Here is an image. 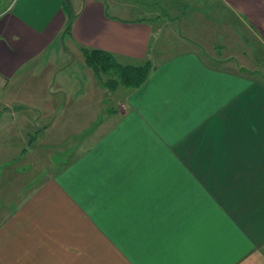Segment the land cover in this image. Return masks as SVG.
Masks as SVG:
<instances>
[{
  "label": "crops",
  "instance_id": "0c3cea01",
  "mask_svg": "<svg viewBox=\"0 0 264 264\" xmlns=\"http://www.w3.org/2000/svg\"><path fill=\"white\" fill-rule=\"evenodd\" d=\"M217 1L264 41V0ZM180 5L134 0L113 15L107 0H0V264H264V83L220 55L216 27L211 42L208 26L166 15ZM176 19L195 42L167 40ZM162 38L183 49L156 62ZM59 41L152 67L140 86L108 89L83 57L113 101L24 187L12 166L58 105L46 85Z\"/></svg>",
  "mask_w": 264,
  "mask_h": 264
},
{
  "label": "rangeland",
  "instance_id": "374dc122",
  "mask_svg": "<svg viewBox=\"0 0 264 264\" xmlns=\"http://www.w3.org/2000/svg\"><path fill=\"white\" fill-rule=\"evenodd\" d=\"M81 1L73 0V3L77 5ZM172 1L181 4L178 8L180 12L168 13L166 15L171 20L175 16L183 19L186 17V22L174 20V24H171L175 25L178 30H166L168 34L166 35L167 40L180 42L181 37H185L195 42L196 39H191L186 32V28L180 29L182 22L185 26H190L189 30L191 33L199 31V24L203 28L206 25L211 30L216 27V39L218 42L224 43L220 45L223 51L221 54L218 51L216 52L214 49L218 48L219 45L215 47L213 44L202 45L203 49L206 52L220 54L223 57L231 56L232 60H230V63L232 65L236 64L238 68L252 71L254 73L253 77L264 83V41L259 39L256 35V30L245 19H242L239 14L236 16L228 9H225L223 3L221 4L217 0ZM131 3H134V0H107V4L109 5L108 12L113 15H120V13L116 12L118 4L128 5ZM200 9L202 12H198ZM166 10H164V13H166ZM188 10L190 11L186 12ZM140 16V13L133 11L130 15L122 17ZM204 16L207 17L206 20L209 22L204 19ZM177 24L179 25L178 28ZM209 28L203 31L207 34L209 40L213 42L214 37L212 35H214L213 32L215 33V31L208 30ZM165 41L166 39L162 38V45L153 46L151 50L153 52L152 57H154L153 59L156 62L183 49L180 43L171 45ZM63 43L64 41L57 43L56 48L58 49L55 52L61 53H55L54 62L58 65V70H54L49 76V82L47 78L48 84L46 85V95L56 100L58 105L50 116H47L45 113L39 116L38 124L40 126L43 125V128L40 129V133H38L32 142L25 145L28 147L31 143L30 147L33 152L27 156L25 155L23 158L16 159V162L12 166L16 171L25 172L19 178L22 182L21 185L24 187L27 184H35L46 169L57 166L58 163L64 160L67 154H73L76 149L75 143L83 131L88 129L96 119L103 117L105 109L113 101L109 91L102 96L97 90L92 89L89 74L92 70L85 65L80 53L68 52L67 43L64 45ZM113 76L112 74L111 76L102 74L99 77V81L112 80ZM117 87L123 89L124 85L118 83ZM97 114L98 116H96ZM95 116L97 117L96 119L94 118ZM51 120L53 122L49 126H46ZM18 189L15 188L14 193Z\"/></svg>",
  "mask_w": 264,
  "mask_h": 264
},
{
  "label": "trees",
  "instance_id": "16d2710c",
  "mask_svg": "<svg viewBox=\"0 0 264 264\" xmlns=\"http://www.w3.org/2000/svg\"><path fill=\"white\" fill-rule=\"evenodd\" d=\"M70 24L71 19L69 18L66 31L69 30ZM81 52L86 65L93 70L98 78L102 74L114 75L112 80L108 79L103 82V85L109 89L116 88L118 83L126 87L140 86L146 80L152 67L148 60L139 65L120 64L111 52L102 49L81 47Z\"/></svg>",
  "mask_w": 264,
  "mask_h": 264
}]
</instances>
